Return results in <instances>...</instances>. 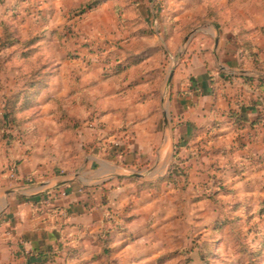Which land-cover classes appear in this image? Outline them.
I'll return each instance as SVG.
<instances>
[{"label":"crops","instance_id":"0c3cea01","mask_svg":"<svg viewBox=\"0 0 264 264\" xmlns=\"http://www.w3.org/2000/svg\"><path fill=\"white\" fill-rule=\"evenodd\" d=\"M91 1L0 0L51 70L12 129L0 70V264H204L264 198V0Z\"/></svg>","mask_w":264,"mask_h":264},{"label":"trees","instance_id":"16d2710c","mask_svg":"<svg viewBox=\"0 0 264 264\" xmlns=\"http://www.w3.org/2000/svg\"><path fill=\"white\" fill-rule=\"evenodd\" d=\"M100 1L101 0H93L88 2L85 6L80 7L78 11L80 13L86 12L100 3ZM212 12L213 10H208L205 17H209ZM0 27V70H2L8 62L12 61L13 54H15V52L18 51L20 57V60L13 61V63L16 64V66L21 70V74L16 80L18 88L13 93L5 96L1 106V127L3 129H12L19 125L24 113H26L29 109L36 107V97L40 93L41 89L47 85L51 70L47 61L44 60L43 51L38 44L41 39V35L28 34L27 37L21 39L19 37L18 30L9 21L2 22ZM6 49H10V51L5 52ZM253 54L254 53H251L250 55ZM114 71L116 73L121 70L118 66V68H116ZM34 115L35 112L31 113V115H28V119L30 120ZM110 147L111 149L108 151L106 149V152L110 158H113L117 155L118 147L112 145ZM10 166L8 167V171ZM172 167H174L175 170L179 172L180 169L177 162H175ZM171 175L172 173L169 170L163 178L158 180H171L173 179ZM152 185L153 184L150 182H144L141 184V187L145 188ZM220 191L228 190H225L222 187H220L218 190H210L208 194L205 195V197H214ZM257 214H264V198L258 202ZM108 242L109 238L104 240V244ZM255 255L256 254L250 256L251 259H254Z\"/></svg>","mask_w":264,"mask_h":264},{"label":"rangeland","instance_id":"374dc122","mask_svg":"<svg viewBox=\"0 0 264 264\" xmlns=\"http://www.w3.org/2000/svg\"><path fill=\"white\" fill-rule=\"evenodd\" d=\"M255 203L246 202L230 219L217 221V241L204 255V264H264V214H257Z\"/></svg>","mask_w":264,"mask_h":264},{"label":"built area","instance_id":"2783aa9c","mask_svg":"<svg viewBox=\"0 0 264 264\" xmlns=\"http://www.w3.org/2000/svg\"><path fill=\"white\" fill-rule=\"evenodd\" d=\"M90 125H91V126H94V122L92 121V122L90 123ZM111 145H112V146H118V145H119V142H118V141H113V142H111ZM106 149H107V148H106ZM9 177L12 178V179H14V178L16 177V172H15V168H14L13 165L10 166V168H9ZM60 194H61V195H64V194H65V191L60 192ZM49 198H50V197H49Z\"/></svg>","mask_w":264,"mask_h":264},{"label":"water","instance_id":"95a60500","mask_svg":"<svg viewBox=\"0 0 264 264\" xmlns=\"http://www.w3.org/2000/svg\"><path fill=\"white\" fill-rule=\"evenodd\" d=\"M188 36H189V35H188ZM188 36H186V37L184 38L185 41L188 39ZM132 175L135 176V177H143V176H144V174H143L142 172H134Z\"/></svg>","mask_w":264,"mask_h":264}]
</instances>
